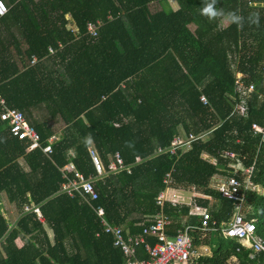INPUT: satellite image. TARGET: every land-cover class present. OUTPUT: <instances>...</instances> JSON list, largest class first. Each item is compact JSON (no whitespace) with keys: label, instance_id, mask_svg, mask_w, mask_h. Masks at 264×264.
Here are the masks:
<instances>
[{"label":"trees","instance_id":"trees-1","mask_svg":"<svg viewBox=\"0 0 264 264\" xmlns=\"http://www.w3.org/2000/svg\"><path fill=\"white\" fill-rule=\"evenodd\" d=\"M1 1L7 12L0 17V97L22 112L41 148L55 137L50 122L64 127L46 155L26 152L0 120V197L20 213L9 225L0 202V264H123L101 219L131 236L160 211L172 220L169 237L182 223L197 227L200 218L187 216L188 206L156 205L166 175L169 188L209 197L194 200L208 211L215 231L191 234L200 252L191 264H228L232 257L238 264H264L263 256L250 260L249 250L222 236L236 204L211 182L232 173L224 151L253 166L257 190L241 192L242 212L264 240V134L251 129L264 128V0H175L176 10L167 0ZM151 4L158 8L151 11ZM209 4L215 14L203 12ZM96 21V37L86 35V24ZM48 47L57 50L52 57ZM32 57L37 62L31 65ZM239 105L245 116L235 109ZM179 129L199 138L185 152L156 154L181 135ZM8 144L19 162L5 153ZM90 148L104 167L117 152L129 172L96 179L97 199L87 204L60 189L73 177L64 170L68 164L84 178L96 177ZM24 206L37 208L43 222ZM136 253L147 259L143 245Z\"/></svg>","mask_w":264,"mask_h":264},{"label":"built area","instance_id":"built-area-1","mask_svg":"<svg viewBox=\"0 0 264 264\" xmlns=\"http://www.w3.org/2000/svg\"><path fill=\"white\" fill-rule=\"evenodd\" d=\"M7 12V7L0 0V17L4 16ZM101 23L99 21L89 22L86 24L85 34L90 37H96L97 31ZM62 49V45H58V50ZM48 54L53 55L56 51L53 48L48 47ZM35 57L31 58V65L36 63ZM237 83L238 78L236 76ZM252 87L249 86L247 91H251ZM200 101L205 105L207 103L204 96L200 97ZM239 111V114L245 116L244 108L239 105L235 108ZM0 120L5 122L8 126V135L10 138L24 142L26 144V152L33 151L35 149H41V151L48 155L51 153L50 143L54 140V137L48 140V145L41 148L39 142V136L35 129L29 125L24 115L19 110L9 108L6 106L3 98L0 97ZM251 129L253 134H264V128L252 124ZM201 137V136H200ZM199 137L192 133L176 135L171 140L169 147L162 150L158 148L156 154L168 153L170 155H176L177 151L185 152L190 149L191 144L196 141ZM224 158L230 160L227 165L232 170V173L228 176H221L217 182H215L218 192L221 197L226 198L232 202H235V212L226 226L220 229V232L224 238L234 239L238 244L249 250L248 259L253 260L257 255L264 257V240L255 234V226L253 221L245 220L244 213L242 212L244 196L241 193L246 190H254L256 186L251 181L252 168L244 167L242 163L237 159L235 153L231 151H224L222 153ZM89 156L96 172V177L84 178L80 173L73 169L71 164L64 167V170L71 172L73 177L68 179L62 184L60 192L67 194L69 197L77 195L84 203L90 204L91 201L97 199V192L94 188L93 182L102 178L108 174H118L122 171L129 172L128 168L124 166L120 155L116 152L109 158V162L106 167L103 166L98 154L93 148L89 149ZM136 163L140 162L139 158L135 159ZM215 163V160L213 159ZM242 165L243 169L235 168V165ZM169 175H166L163 183L165 184V190H169ZM219 176V175H216ZM214 181V179H213ZM194 198L195 195L191 196L190 203L188 204L187 216H196L200 218V224L196 226L187 225L182 223V226L176 230L174 236L169 237L167 235V228L172 225L170 217L166 216L162 211L158 212L154 216L148 218V225L143 228L141 234L131 236L127 233H123L122 228L114 225L107 224L101 219L102 231L104 234L112 237V245L118 248L124 258L123 264H191L193 258H197L200 254L194 249L192 241V233L198 230L202 233V237H205L209 232L215 231V223L211 221V217L208 211L198 205ZM168 202L171 206H182L179 201L173 198H166L165 191L160 193L156 199V205L162 208L164 202ZM32 210L36 213L37 218L40 222L43 219L37 208H30L27 206L23 207L24 212ZM97 216L100 218L103 215V210L97 208ZM99 233L96 234L98 237ZM146 237H152L156 239L153 245L146 243ZM143 245V249L147 255V259H139L137 257L136 248ZM238 252V249H236ZM232 260H234L232 262ZM238 264L236 259L232 257L228 264Z\"/></svg>","mask_w":264,"mask_h":264},{"label":"crops","instance_id":"crops-1","mask_svg":"<svg viewBox=\"0 0 264 264\" xmlns=\"http://www.w3.org/2000/svg\"><path fill=\"white\" fill-rule=\"evenodd\" d=\"M35 1H37V0H35ZM171 1H174V3L176 4V2H175V0H167V2H168V5L170 6V8L171 9H173V10H176L177 9V4L173 7L170 3H171ZM152 5V4H151ZM69 16L67 15L66 16V18H68ZM68 19H70V17L68 18ZM73 25V23L70 21L69 22V24H68V28H70V26L71 27H74V25ZM72 29H74V30H70L73 34H75V36H76V34H77V30H75V27L74 28H72ZM77 38V37H76ZM60 43H58V45H59ZM61 45V44H60ZM20 46H21V48L22 49H25L26 48V45L21 41V43H20ZM63 45H62V49H63ZM50 48H52V47H50ZM61 49V50H62ZM55 51H57L56 49H54ZM61 50H58V51H61ZM55 54V53H54ZM53 54V55H54ZM49 55V54H48ZM53 55H49V56H53ZM48 56V57H49ZM14 59H16L17 61L16 62H19V60H18V57L17 56H14ZM20 63V62H19ZM18 63V64H19ZM38 113L37 112H35L34 113V116H35V118H37L36 117V115H37ZM39 116V115H38ZM27 121V120H26ZM58 136V132L55 134V137H57ZM55 137H54V139H55ZM52 138V137H51ZM6 146H7V149H6ZM5 147H4V151H5V153L7 154V155H9L8 157L11 159V158H14V160L15 161H17V162H19L20 161V158L19 157H15V155L13 154V156H12V154L10 155V152L12 151V145L11 144H8V145H6ZM203 157L204 158H206V159H208V161L209 162H211V163H213L214 164V162H213V158H211V157H208L207 158V156H205V155H203ZM21 163V162H20ZM214 177V176H213ZM212 177V178H213ZM212 183H213V181H211ZM192 195H195L197 198H199V199H206V200H209V197H205V196H203V195H200L198 192H195V191H193V190H190V191H184V190H175V189H169V190H165V196H166V198L168 197V199L169 198H173V199H175V200H177V201H179L180 202V204L181 205H186V206H188V204L190 203V199H191V196ZM0 202H1V210H2V214H3V216H4V218L7 220V222H8V224L9 225H11V226H13L15 223H16V221L18 220V218H19V216H20V213H19V211L15 208V206L13 205V204H10L8 201H7V199H6V196L4 195V194H2L1 195V197H0ZM49 232V236H50V231H48ZM200 250H201V252L202 253H209V250L206 248V247H200ZM200 253V252H199Z\"/></svg>","mask_w":264,"mask_h":264},{"label":"rangeland","instance_id":"rangeland-1","mask_svg":"<svg viewBox=\"0 0 264 264\" xmlns=\"http://www.w3.org/2000/svg\"><path fill=\"white\" fill-rule=\"evenodd\" d=\"M173 7L176 5L175 3H174V1H171V3H170ZM158 7L157 6H155V5H151L150 6V10L151 11H154L155 9H157ZM69 18V17H68ZM67 18V19H68ZM68 20H70V19H68ZM70 22V21H69ZM69 24V23H68ZM221 27H223V26H225L226 25V22H224V21H222L221 22ZM73 26V25H72ZM72 28H74V27H71L70 26V28L69 29H71V30H74V29H72ZM76 30V29H75ZM191 30H192V28H191ZM236 76H239L238 74L236 75ZM36 117H38V114L36 115ZM50 125H51V127H52V129L57 133L58 132V135L60 136V131L62 130V128L64 127V125L62 124V122L61 121H59V120H57L56 122L55 121H52V122H50L49 123ZM180 130V132L179 133H181V135H183L184 134V131H182V129H179ZM58 137V136H57ZM208 158V157H207ZM209 159V158H208ZM210 160V159H209ZM242 167V165L240 166L239 164H236L235 165V168L237 169V168H241ZM241 169H243V167L241 168ZM221 176H214L212 179H214V181H213V183H215V182H217L218 180H219V178H220ZM257 192H262L261 190H258ZM199 251H201V250H199ZM207 254H209L208 252H207ZM234 260H232V262H233ZM233 264H235V263H233Z\"/></svg>","mask_w":264,"mask_h":264},{"label":"clouds","instance_id":"clouds-1","mask_svg":"<svg viewBox=\"0 0 264 264\" xmlns=\"http://www.w3.org/2000/svg\"><path fill=\"white\" fill-rule=\"evenodd\" d=\"M203 12L204 13L215 14L214 10L212 9V5L211 4H209L206 7H204Z\"/></svg>","mask_w":264,"mask_h":264}]
</instances>
